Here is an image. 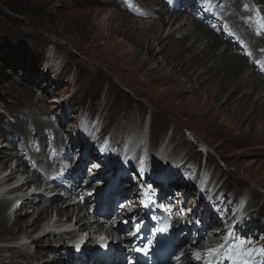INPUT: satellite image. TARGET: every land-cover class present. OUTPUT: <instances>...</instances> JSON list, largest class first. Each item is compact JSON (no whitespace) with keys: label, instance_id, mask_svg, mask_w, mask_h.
I'll return each mask as SVG.
<instances>
[{"label":"rangeland","instance_id":"obj_1","mask_svg":"<svg viewBox=\"0 0 264 264\" xmlns=\"http://www.w3.org/2000/svg\"><path fill=\"white\" fill-rule=\"evenodd\" d=\"M158 1L159 4H151L150 9L158 10L163 8V13L166 12V9H175L178 11L177 15L181 16L176 26L189 21L182 11L186 1L189 3L187 8L193 13H196L199 8L201 9L202 5L201 3L199 8H195L191 4V0H184V6L177 8L176 2L173 0ZM130 4L142 10H139V12L127 11L126 8ZM145 5L146 3L140 0H0V43H2L0 45V150L6 151L4 155L14 158L10 163L11 166L14 164V170L11 173L17 172V174L13 175V178H9L11 181L4 186L8 188L17 182L19 186H23V190L38 186L40 182L37 179L49 177L51 170L56 166V163L50 164L47 169H40L39 176H36L30 167L31 161L24 160V158L18 160L15 151L25 150L19 138L22 137L25 130L31 132L32 143L34 142V146L37 149L36 152L40 154V159H46L44 154L49 153V149L56 145H58L54 152L56 156L59 155L63 148L64 150L70 148L69 150L67 149L68 156H76L78 154L75 148L81 139L77 129L83 122V118H81L83 104L86 110L84 117L89 114L93 115L91 123L93 133H96L99 128L106 125L103 134L109 133L111 135L114 131L118 136L117 138H122L127 131H135L141 124L143 125L146 122L149 125V130L151 127L149 140L151 145L155 138H161L168 142L169 138L175 135V143L171 142L170 145L168 142L172 156H178L182 160L186 159L185 167L180 171V176L174 184L175 188L187 192V187L191 183L190 179H193L194 176L200 178L204 169V174L208 173L207 176L223 180L220 192L215 199L222 198L230 190L233 194L231 197L235 196V203H237V196L242 192L246 196V203L248 204L250 201L252 203V206L246 205L247 209L254 211L252 215L248 216L249 225L238 228L236 237L232 239L226 250L220 255H213L216 256L214 260L221 259L220 257L224 255L228 259L235 248L234 244H238L237 239L241 236L245 241L244 246L248 247L244 255L249 261H241L238 258L234 264H264V159H262L264 140L261 138L262 136H259L262 133L260 129L263 128L264 130V125L256 122L254 130L251 131L253 137L239 139L238 134L235 133V126L227 121L229 118L225 117V112L213 109L212 112L206 115L207 107L203 103L204 97L202 95L177 96L193 82L194 78H189L188 80L185 76L178 75L177 79L171 74L175 81L172 79L173 82H169L170 84L161 85L157 83L160 77L157 72L150 73L151 71H148L150 77H147V75H139L137 71L130 70L133 68V64L125 63L126 60H123L122 56L125 57V55L133 53L134 48L130 46V41L124 37L125 33L123 27H121V18L129 17L128 20L135 22L138 27L146 25L148 19L143 14L146 9ZM226 9L225 6L224 16H221V18L225 17L232 21L236 18V21L242 24L243 14L241 12L237 13L234 18L228 14ZM136 14H140L141 17ZM164 15L165 20H167L166 16L169 17V14ZM126 22L124 21V25L127 24ZM218 23L219 20L217 21ZM168 28L167 26L163 31H160V38L163 39L168 35ZM184 32H186V28ZM149 35L153 36V33ZM179 37L180 33L176 32L174 38L178 39ZM153 48L156 49V58L160 61V54L157 53V43H154ZM49 55L57 58V66L64 64L60 71V77H58L55 84L50 86L47 79L40 80L45 76L51 81L55 80V78L52 79V76L40 74V72L48 71ZM144 55L145 53L142 54L141 52L139 56L141 63L145 60ZM129 57L135 56L127 55V59ZM151 64V67L155 65L154 62ZM164 66L167 67L163 69L164 74H167V72L171 73V67L165 64ZM57 70L58 68H56ZM156 78V82H152L151 79L154 80ZM136 80L138 85L135 86ZM61 92L62 94L60 95ZM71 94L70 100L67 102L62 101ZM49 95H57L55 100L58 103H53L52 97H49ZM153 103L157 107L152 106ZM31 107H33L32 110L34 111L30 110ZM162 107L165 108L164 115H158L153 120L150 112L153 109L158 111ZM212 118L214 123L211 120ZM47 123L52 124L49 125L54 128H52L53 133L51 132V134L44 127ZM244 130L246 131L243 133L250 132L247 126ZM57 134L64 136L65 140L63 139L64 142L63 140L55 142L52 145L51 142L53 140L56 141ZM4 135L10 137L13 142L4 141ZM39 142H41V145ZM10 143L12 144L11 147L8 146ZM178 144L181 146L177 147ZM160 145L163 147L165 142ZM42 147L47 148V150H44V154H41ZM91 154L94 155V153ZM204 157H206V161ZM23 160L27 161V166ZM78 164L79 159L73 158L71 161L60 162L57 169L65 173L67 171L66 166L72 165L73 169L70 172V177L67 176V181L75 187L73 185L74 180L79 177V186L84 188V193L86 188L92 186L96 180L90 183L89 179L91 180V178L86 179V175L83 173L85 171L81 167L79 170L77 169L79 168L77 167ZM196 166H198L197 170H195ZM212 171L214 176H210ZM28 172H31L33 178L28 175ZM186 176L187 179H185ZM3 178L5 179L6 176ZM97 179L100 180L101 177ZM82 182L85 183L82 185ZM127 182V179H124V184L122 182L120 187L121 190L124 188V191H126L125 183ZM185 182H187L186 186ZM192 188L194 189V186H191L190 191H193ZM132 191L134 193V190ZM190 191L186 194V197L183 194L180 199L173 201L172 208H174L175 220L180 218L186 220L189 217V211H183L181 204L184 198H186L188 203L190 202V196L193 194ZM78 194L82 195L81 193ZM132 195L134 196V194ZM179 195L180 193L177 194V196ZM24 199L26 200L16 202L19 205L16 204L14 206L15 209L21 206L23 208L24 202L32 199L38 200V197L32 194ZM82 199H85V196ZM12 201L14 202V200ZM90 201H92V197L87 202L80 201L77 205L71 206L73 212L68 214L67 217H58L53 209L47 215L39 216L37 213L41 209L33 210L28 204L20 214L27 213L29 216L28 226L33 223L35 230L36 225H41L42 231L40 229L39 233H34L33 229L29 230L28 228L23 233H18L17 229L12 227L15 237L25 236V238L20 237L15 241L3 242L0 240V247L12 245L21 250L23 254L25 253L24 259H17L20 264H26L27 261H31L30 264H41L43 261L36 258L35 260L37 261L31 260L33 259L30 258L33 255V247L29 246L28 243L29 240L44 231L45 226H43L42 221L46 223L50 218L56 219L57 217V219L62 220V223H67L68 227L78 211H80L78 216H80L79 213L81 215L82 213H89H85V211L91 210ZM232 201L229 199L226 207L219 209L222 201L218 203L215 200L207 209L203 206L199 219L197 217L193 221V217H189L190 225H187L186 230L190 234L185 244H188L192 234L188 227L194 226L197 220L200 223L204 211L207 215L206 225H210L208 228L210 231L211 227L221 221L223 222L225 218L232 214L234 210ZM58 204L60 207L64 203L59 202ZM43 206L45 205L42 202L39 207L42 208ZM126 208L124 203L119 205V209L123 211L127 210ZM99 210H102V208ZM11 212L12 210L9 214H6L7 209L5 210V214L10 218H8L9 222H12L11 220L14 219V216H18V212L15 215ZM127 213L129 211L123 213V218L127 216ZM110 217L112 218V216ZM91 219V216H89L81 221L90 222ZM71 225L72 222L69 226ZM182 225L183 222L180 221L179 226ZM43 234L45 233H42L41 236ZM64 237L63 242L69 239L67 234ZM46 241V238H43L41 243L36 242L37 248L34 252H41L43 256H41V260L44 258L52 262L55 261V264H72V259L70 260L71 263L70 261L60 262L62 250L66 243L62 245L61 249L57 247L59 242L48 245ZM201 241L197 243V246L201 243L203 245L206 243L204 240ZM194 258L197 257L194 256ZM199 258H202V256H199ZM190 260L194 261V264L202 263L197 260Z\"/></svg>","mask_w":264,"mask_h":264},{"label":"bare ground","instance_id":"obj_2","mask_svg":"<svg viewBox=\"0 0 264 264\" xmlns=\"http://www.w3.org/2000/svg\"><path fill=\"white\" fill-rule=\"evenodd\" d=\"M140 1H142L143 3H146L145 5L146 9L145 11H143L144 12L143 14L148 19V22L146 25L142 27H138L135 22H131L128 20L129 17L121 18V22H122L121 27H123V30L125 33L124 37L126 40L128 39V41H130L131 43L130 46L134 48V52L127 54V55H130V56L134 55L135 57H129V59H127V55H125V57L122 56L123 60H126L125 63H129V65L133 64V68H131L130 70L137 71L139 75L140 74L147 75V77H150L148 71H151L150 73L157 72L160 74L159 78L157 75V78L159 79L157 83L161 85L168 84L169 82L172 81V79L173 81H175L174 78H172V75L173 77L177 79H178V75H183L188 80L189 78L190 79L194 78L193 82L189 84L188 87L184 91H181L177 96L178 97L179 95L197 96L199 94H200L199 96L202 95L204 97L203 103L206 104V107H207L206 115L212 112L213 109L216 111L221 110L220 112H225L226 113L225 117L229 118L227 119V121L233 123V125L235 126V131H236L235 133L238 134L239 139L250 138L252 136L251 131L254 130L256 122H260V124L264 125V0H202L201 9L199 8V10L196 13L191 12L187 8V5H189V3L186 1L185 6L183 5L184 8L182 11L185 13L186 15L185 17L187 20L189 19V21H186L183 24H179L178 26H176V24L178 23V20L181 18V16L177 15L178 11H176L175 9L174 10L173 8L166 9L165 10L166 12L163 13V8H159L158 10L150 9L151 4H154V5L159 4L158 0H140ZM191 4L193 5L192 0H191ZM225 6L227 8L226 10H228V14H230L231 17L235 18L236 14L239 12L243 14L242 24L238 23L236 21V18L234 19V21L230 19L228 20L225 17L221 18V16H224ZM167 13L169 14V17L166 16L168 19L165 20L164 14H167ZM218 20H219V23L217 24ZM124 21H127L126 25H124ZM156 24H160V25L157 26ZM167 26L169 27L168 35L162 39L160 38L161 37L160 31H163ZM185 28H186V32H184ZM176 32L180 33V37L178 39L174 38V34ZM152 33H153V36H150L149 34H152ZM154 43H157V46H158L157 53L160 54L159 55L160 61H158L159 59L157 60L156 58L157 56V54H155L156 49L153 48ZM141 52L142 54L145 53L144 55L145 60L143 61V63H141L140 61L141 59H139ZM152 62H154L155 65L153 64L154 66L151 67ZM164 64L169 65L171 67V70H170L171 73L167 72V74H164V71H163L165 67ZM41 73H45V71L40 72V74ZM157 78L154 80L151 79L152 82H156ZM134 85L135 86L138 85L137 80L135 81ZM177 86H180V85H177ZM141 94H144V93H141ZM211 105L212 107H210ZM152 106L157 107V105H155L154 103L152 104ZM32 109L33 107L30 108V110ZM163 112H165L164 107H162L158 111L153 109L150 113H151L152 119L155 120L157 116L163 114ZM211 120L213 122V118ZM47 124H45L44 127H46L47 130H49L51 134L53 127H51L50 125L52 124L50 123H47ZM207 125L209 124L207 123ZM246 126L248 127V130L250 132L243 133L244 131H246L244 130ZM28 128L33 129L31 127H28ZM105 129H106V125L105 127L100 128V132H99L100 137L104 135L103 132ZM260 131H262V133L259 136H262L261 138L264 140L263 128H261ZM23 132L24 133L22 137H19V138H20L21 143L24 145L25 150L19 151V152L15 151V155L16 157H18V160L19 159L22 160L24 158V160L31 161L30 167L33 169V171L35 172L33 173L36 176H39L40 169L45 170L48 167H50V164L56 163V166L51 171L57 172L56 169L58 168V164H60V162L69 161V160L71 161V159L78 157V155L76 156L67 155V149L69 150L70 148H66L65 150L64 148L61 149V151L59 152V155L56 156V154L54 153L56 151V147L58 146L56 145L55 147H51L49 149V153L47 152L45 154H44V150H47V148L42 147L41 154H44L46 156V159H40V154L36 152L37 149L34 146V142L32 143L31 132L28 130H25ZM110 137L117 139L118 136L113 131ZM63 139H64V136L57 134L56 141L53 140V142L51 143L53 145L55 142H59ZM4 141L13 142V140L7 135H4ZM163 142H165V145H163V147H161L160 145V153L162 156H166L168 154V149H170L168 146V142L170 145H171V142L175 143V135H172L169 138L168 142L167 140L166 141L163 140ZM39 143L41 145V142ZM8 146L11 147L12 144L10 143V145ZM180 146L181 145L179 144L177 145V147H180ZM5 152L4 150H0V169H4L5 167L9 166L12 160L14 159V158H11V156L9 157L7 155H4ZM262 155H263L262 159H264V152ZM24 160L23 162L27 166V161H24ZM78 167L79 168L77 169L79 170L80 166ZM66 169H67L66 176L70 177L69 175H70V172H72L73 166L67 165ZM15 173L17 174V172L15 171L14 173L10 172L6 176L5 179L0 178V193L4 192L5 195L8 197H12V196L18 197L17 200L14 202L12 200L0 201V240L1 242L13 241V240L15 241V240H18L20 237L25 238V236L15 237V235H13L12 227L16 228L18 233H23L28 228L29 230H32V229L34 230L33 223L28 226V218H29L28 214L27 213L20 214V212H22V210H24L28 204H30L29 207L32 208L33 210L41 209L37 213L39 216L47 215L48 212L51 209H53L56 211V214L58 217L60 216L67 217L68 214L73 212L71 206H75V205H70V206L62 208V206L60 207L58 206L59 205L58 203L50 202L46 206H43L42 208H40L39 206L42 204V202L32 199L31 201L27 200L26 202H24L23 208L21 206L18 209H15L14 206L18 204L16 203L17 201L18 202H20L21 200L25 201L26 199L24 198L31 196L32 194H34V191H35V189L23 190V186H19L16 188L13 186H9L8 188L5 187L4 185H7V183L11 181L9 178L10 177L13 178V175ZM28 175L31 178H33L31 175V172H28ZM211 176H214L213 171L211 173ZM99 177H101L100 180L97 179ZM99 177H95V178L91 177V180L89 179L90 183L95 180L96 181L92 186H90L89 188L87 187L86 191L90 190L92 187H93L92 189H97L104 184L105 178L102 176H99ZM78 178L74 180L73 185L75 187L80 185ZM215 179H218V178H215ZM56 182H58L60 185L63 183L62 181H56ZM121 184L120 186L116 188L112 187V189L108 190L109 191L108 196L111 197L116 192H119V190L121 191V188H120ZM133 189H134V185L126 189V191L122 190L121 197H120V199L122 200V203L126 205L127 207L126 209L130 210L129 213H127V215L133 212L134 213L137 212V208H138V198L137 197L132 198L131 196ZM77 190H78V193L82 194V195L77 194V197L78 195L83 196L86 192L85 191L83 193L84 188L81 186H80V189H77ZM190 192L193 193L192 190ZM91 197H92V201H95V197L94 196H91ZM237 201L241 202V199L240 201L239 199H237ZM247 206H252L251 201L247 204ZM5 208L7 209L6 214H9L11 210H12L11 212L12 214L13 212L15 214H17L18 212V216L17 215H16L17 217L14 216V219L11 220L12 222H9L10 218L5 214V210H6ZM101 208L102 210L104 209V211L99 210ZM99 209L95 212L92 210L86 211V213L87 212L89 213L88 214L82 213L83 214L82 216L81 215L78 216V212H80L78 211L76 217H79L84 220L87 218V216L90 215L91 212H93L95 215L104 214L107 219L106 223L110 226L114 224H118L119 222L125 220L123 218V214L115 210L113 207L105 208L103 205H101L99 206ZM121 212H124V211L122 210ZM253 212H254L253 210H249L248 216L252 215ZM110 216H112V218ZM152 217L154 218L155 215H152ZM61 221L62 220L57 219V223H62ZM95 224H97L98 226H102V223L99 221V219L95 220ZM199 224L200 223L197 220L194 226L188 227V230L192 232L193 234L195 232V229L199 227ZM209 226L208 225L204 226L203 233L200 236L199 241L204 240L205 242H212L217 238V236L215 235L209 236V235H212L210 234L208 230ZM41 228H42L41 225H38V226L36 225V229L34 230L35 231L34 233H37V232L39 233L40 232L39 230ZM186 228H187V224H186ZM60 229L62 230L63 228H60ZM138 233L149 235V233L145 230H138ZM65 234L66 233L43 234L42 237H40L41 235L37 237L36 242L41 243L43 238H46L47 240L46 243L48 245L52 243L54 244V242H59V243L62 242L61 245H65V243L67 245L69 239L63 242L65 238L64 237ZM174 238L177 239L176 237ZM33 241H35V238L32 239V242ZM199 241L197 243H199ZM182 243L183 242H181V244ZM191 243L192 241L188 242V244L192 248L198 247L197 244L193 246L191 245ZM237 243L238 244H234L235 248L233 252L229 255L228 259H226V256L224 255L223 257H220L221 259H218L216 261L214 260L216 256H211L207 260H204L203 258L202 260H198V259H193V260H197L199 263L202 262L200 264L208 263V261L210 260H211V264H225V263L234 264L236 263L235 261H237L238 258H240L241 261H249V259L244 255L248 247L244 246L245 241L241 236L237 239ZM202 245L203 244L201 243L199 246H202ZM71 249L72 247L69 249L67 247L65 249V252L69 253ZM85 249L86 247H83L81 250H79V252L80 253L83 251L86 252ZM194 254L199 255L201 254V251L195 252ZM24 255L25 253L23 254L21 250H18L12 245L1 246L0 247V264H20V262L17 259L18 258L24 259ZM41 256H42L41 252L39 253L38 251H36L33 253V255L30 258H33L34 260L36 258L37 260L43 261L41 264H55L56 263L55 261L53 262L49 261V259L43 258V260H41V258L43 257ZM189 257H191V253H186L184 256V259H188ZM190 259L187 262V264H194L193 263L194 261L192 262ZM30 263L31 261L26 262V264H30ZM58 264H61V263H58Z\"/></svg>","mask_w":264,"mask_h":264},{"label":"clouds","instance_id":"obj_3","mask_svg":"<svg viewBox=\"0 0 264 264\" xmlns=\"http://www.w3.org/2000/svg\"><path fill=\"white\" fill-rule=\"evenodd\" d=\"M126 9H127V11H135V12H139V10H142L141 8L137 9L135 6H133L131 4ZM136 15L141 17L140 14H136ZM48 62H49L48 71L43 73V74L48 75V76H52L53 77L52 79L55 78V80L51 81L48 78H46V76L40 80H46L47 79L48 84L50 86L52 84H55L58 77H60V71L62 70V66L64 64L61 66H57V58L53 55L48 56ZM56 68H58L57 71H56ZM61 94H62V92L60 93V95ZM72 94L68 98H66L62 101L67 102L68 100H70ZM49 97H52L53 103H58L55 100L57 98V95L56 96L55 95H49ZM85 113H86L85 105L83 104L82 108H81V118H83V122L81 123V125L77 129V133L78 132L80 133L81 139L75 148V150H77V153H78L77 154L78 155L77 158L79 159L78 166H80L88 174L87 175L85 172H83L86 175V179L94 177V176H102L105 178V182L101 187H99L97 189H90V190L86 191L83 196H79L81 199L85 196V199H82L80 201L87 202L88 198L91 196H94L95 200H96L97 197H100L103 194L109 195L108 190L112 189V187L120 186L121 182H123V184H124V179H127L128 182L125 183L126 184L125 189L132 187L134 185V189H133L134 193L132 191L131 196H132V198L133 197L138 198L137 212H135V213L133 212V213L125 216V218H124L125 220L119 222L118 224H114L112 226L108 225L107 223H102V222H101L102 226H98L97 224H95L94 221L96 218L94 217L93 212H91L89 215L92 218L90 222L81 221L83 219L76 217V215H74V219H73V221H71L72 225L69 226L71 224V222H70L68 227H67V223H57V217H56V219L50 218L48 220V222H46V223L43 222V226H45L44 227L45 229L42 233H45V234H48V233H54V234L66 233L69 235L70 240L71 239L74 240V238L76 237V234H79V235H83V236L88 237L89 243H91L90 241L92 239L96 240L98 235H104L107 238L106 241H107L108 246H106V247H107L108 251L111 252V251L115 250V251L132 253V251L130 249V242H129L128 237L126 238V234L128 232H133L132 228H133L135 223H138L139 221H141V219H146V217H145L146 216V208H145L144 197H145V195H147L149 193V190H147L146 188H143L141 184H132L130 182V179L132 181H136V179L138 178V176H140V173H141L142 161H141V157H140V153H139V147L137 148L136 152L133 155L128 154L127 158L125 160H122V156L119 154L117 157L119 160H116V163L112 167H108V169H110V170H107L104 173H94V172L90 171L89 164H92L95 161H97L99 152L96 149H98L100 152L102 151V144H103V141L105 139L109 140L110 143L119 142V151H122V145L124 144V141L126 138H132L135 140L140 139V141H144L146 144L151 145L149 142L151 127L149 130V125H147L145 122L143 125L141 124V126L138 129H136L135 131H127L126 134L122 138H117V139L111 138L109 133H106L102 137H100L99 136L100 128L96 131V133H93L94 131L91 130V127H92L91 123L93 121V115L89 114V115L84 117ZM4 117H6V115H4ZM159 140H161V138H157V139L155 138L152 145L156 144ZM88 144H89V147H92V148L89 150V152L87 154H83V152L89 148V147L86 148V146ZM93 147H95V148H93ZM170 152H171V150H170ZM91 153H94V155H92ZM91 155H92V157H91ZM150 157H151V154H148V158H150ZM204 160L206 161V157H204ZM157 164H158L157 162L154 163V165L151 167V169L152 170L156 169ZM12 170H14V164H13V166L9 165V166L5 167L4 169H0V176H2V178H3L5 176H7ZM57 172L62 174V175H66V172L63 173L62 170H60V169H57ZM202 173H204V169L202 170ZM111 176H113V179H110ZM210 176H211V174H210ZM49 178H50V176L49 177H42V179H44L46 181H48ZM37 181H39L41 183L40 179H37ZM207 181L213 187H220V189L222 187V181L223 180H220V178H218V179L211 178V179H207ZM84 183L85 182H82V185ZM11 186L16 188L19 186V184L17 182L15 184H12ZM155 186H156V184H155ZM34 187H36V186H32L31 188L24 189V190H30V189H33ZM152 188H154V187L152 186ZM77 189H80V186H78L77 188L73 187L72 192L67 194V197L65 199L63 198L62 201H60V202L64 203V204H62L63 208L67 207L69 205H74L71 196H72V194H76V195L78 194ZM122 190L124 191V188ZM122 190L121 191L119 190V192H117L120 194V195H118L119 198L117 197L114 201H112V203H110V207H113L115 210H117L118 212L123 214L124 212L130 211V210L127 209V210H124V212H121L122 209H119V205L122 204V200L120 199ZM228 193L232 194V192L230 190H228L227 193L225 194V196ZM90 194H92V195L90 196ZM132 194H134V196ZM17 198H18L17 196L8 197L5 195L4 192L0 193V201H5L8 199L16 201ZM38 200L43 202L45 206L47 204H49V203L42 201L41 199H38ZM57 203H59V202H57ZM91 203L94 204L95 201H90V204H89L90 208H91ZM18 205H19V203H18ZM147 206H148V203H147ZM147 209L151 213L155 212V209H153L152 207L147 208ZM91 210H92V208H91ZM85 213H86V211H85ZM13 214L15 215L14 212H13ZM79 215H81V214H79ZM101 215H103V214H99V216H101ZM131 215H133V216H131ZM89 216H87V218ZM189 217H193V220H195L197 217L198 218L201 217V215H200V212H196V213L192 212V214L189 213ZM189 217L187 218L188 221H189ZM56 224H57V226H56ZM115 227L120 228L118 235L116 233H114ZM60 228H63V229L61 230ZM106 228H107V230H106ZM42 233L35 236V240ZM69 241H68L67 245L65 247H63V249L68 247ZM216 244L217 243H212L210 245V247H213ZM28 245L33 247V249H32V254H33L37 248L36 241L32 242V240H29ZM202 246H198L197 248L189 249L188 253H191V257H190L191 259H198L199 256H202V258L204 260H207V255L209 253L208 247H206L205 245H202ZM57 247L61 248L62 245L59 243L57 245ZM200 251H201V254H199V255L194 254L195 252H200ZM194 256L197 258H194ZM202 258H199L198 260H202ZM189 259L182 261V264H187ZM31 260H34V259H31ZM35 261H37V260H35ZM209 262L208 263L211 264V260ZM208 263H206V264H208Z\"/></svg>","mask_w":264,"mask_h":264},{"label":"snow or ice","instance_id":"obj_4","mask_svg":"<svg viewBox=\"0 0 264 264\" xmlns=\"http://www.w3.org/2000/svg\"><path fill=\"white\" fill-rule=\"evenodd\" d=\"M258 35H259V33H258ZM165 231L167 230V226L165 227V229H164Z\"/></svg>","mask_w":264,"mask_h":264},{"label":"trees","instance_id":"obj_5","mask_svg":"<svg viewBox=\"0 0 264 264\" xmlns=\"http://www.w3.org/2000/svg\"><path fill=\"white\" fill-rule=\"evenodd\" d=\"M0 45H2V43H0Z\"/></svg>","mask_w":264,"mask_h":264}]
</instances>
